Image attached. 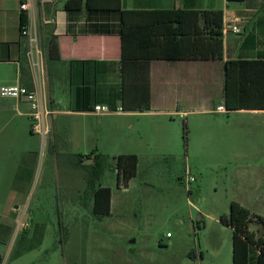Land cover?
<instances>
[{
	"label": "rangeland",
	"instance_id": "374dc122",
	"mask_svg": "<svg viewBox=\"0 0 264 264\" xmlns=\"http://www.w3.org/2000/svg\"><path fill=\"white\" fill-rule=\"evenodd\" d=\"M11 101L0 95V129H26L24 117L6 109ZM175 120L183 129V118ZM202 124L197 130L187 120V144L183 134L173 153L118 183L110 164L130 170L117 145L78 149L58 136L56 151L44 152L41 138L34 164L0 144V264H232L233 229L220 217L232 201L264 215V117L224 114ZM92 152L109 157L102 184L113 187L112 214L102 218L82 166L91 161L79 162Z\"/></svg>",
	"mask_w": 264,
	"mask_h": 264
},
{
	"label": "crops",
	"instance_id": "0c3cea01",
	"mask_svg": "<svg viewBox=\"0 0 264 264\" xmlns=\"http://www.w3.org/2000/svg\"><path fill=\"white\" fill-rule=\"evenodd\" d=\"M66 2L31 0L42 50L40 68L35 70L28 55V39L22 37L20 29V17L25 12L20 8L21 0H0V86L22 83L34 87L39 75L43 100L51 110L47 116L51 131L45 142L42 139L44 152L56 151L61 140L65 146L97 147L100 151L117 145L127 151L123 157L130 170L124 175L121 166L114 164L118 183L119 179H136L142 162H156L165 153H173L184 134V127L175 125V117L183 118V126L193 118L197 130L203 125L202 119L209 116L264 117V109L228 110L225 106L226 61L264 60V0H121V9L95 10L85 5L68 9ZM173 8L223 11V59L127 61L124 78L121 10ZM233 26L240 31H234ZM48 39L57 42L59 58L47 57L44 43ZM143 69L149 71L148 110H140V102L129 98L135 87L142 85L139 75ZM9 98L12 101L6 103V109L15 108L18 116L24 117L26 129H0V144L19 148L25 158H33L36 164L42 136L33 129L28 104ZM96 104L108 105L114 112L97 114ZM220 105L225 109L218 110ZM91 120H96L97 125ZM16 121L10 118L8 123L16 125ZM94 129H100V138ZM22 135L23 141L19 139ZM109 187L112 214L114 190ZM254 222L256 219L250 222V230L261 235L262 225L257 223L253 228Z\"/></svg>",
	"mask_w": 264,
	"mask_h": 264
},
{
	"label": "trees",
	"instance_id": "16d2710c",
	"mask_svg": "<svg viewBox=\"0 0 264 264\" xmlns=\"http://www.w3.org/2000/svg\"><path fill=\"white\" fill-rule=\"evenodd\" d=\"M108 3V4H107ZM88 9H121V0H67L66 7ZM123 75L127 61L163 59H223L224 13L220 9H161L121 10ZM28 22V14L20 17ZM22 37L25 36L22 34ZM27 38V37H26ZM49 59L59 58L57 42L45 41ZM141 84L134 89L130 99L140 102V110L151 107L149 71L141 70ZM29 87V86H28ZM32 88V87H29ZM225 106L228 110L244 108L264 109V60H228L225 63ZM127 108V107H126ZM188 127L184 122V140L187 143ZM91 160L82 166L87 171L89 189L93 193V213L102 218L111 214L112 190L102 184L108 156L92 152L80 156ZM120 165V164H119ZM115 172V165L110 164ZM121 180V179H119ZM254 219L264 226V216L253 213L238 201H232L229 214L220 217L222 223L233 229L232 264H264V233L250 230Z\"/></svg>",
	"mask_w": 264,
	"mask_h": 264
},
{
	"label": "built area",
	"instance_id": "2783aa9c",
	"mask_svg": "<svg viewBox=\"0 0 264 264\" xmlns=\"http://www.w3.org/2000/svg\"><path fill=\"white\" fill-rule=\"evenodd\" d=\"M21 10L28 14V22L22 24L21 33L28 38L29 51L28 55L32 62L33 68L37 70L40 68L42 50L40 49L39 37L36 30V23L33 18V8L31 0H21ZM234 31L239 32L240 29L237 26H233ZM39 75L36 76L35 85L32 88L22 84H4L0 86V95L2 97H12L18 100H24L30 109V117L33 121V129L39 132L45 142L50 134V127L47 124V116L51 113L50 108L43 100V96L39 87ZM218 110H224L225 107L220 105ZM121 110V109H119ZM94 112L97 114H108L114 112L108 105L96 104L94 106ZM194 180L193 176L187 173L186 184L189 185ZM170 235V233H168Z\"/></svg>",
	"mask_w": 264,
	"mask_h": 264
}]
</instances>
